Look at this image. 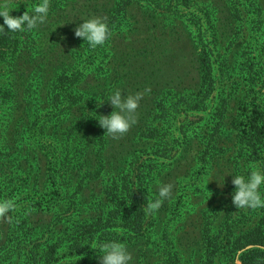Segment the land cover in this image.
<instances>
[{
    "label": "trees",
    "instance_id": "1",
    "mask_svg": "<svg viewBox=\"0 0 264 264\" xmlns=\"http://www.w3.org/2000/svg\"><path fill=\"white\" fill-rule=\"evenodd\" d=\"M27 1L7 0L10 8L23 6L21 12L12 10L11 14L26 11ZM149 1L146 10L158 6L157 0ZM257 1L249 4L254 10L242 6L245 14L255 13L260 20L263 8ZM135 3L49 0L47 23L24 32L0 31V105L8 106L6 120L0 125L4 127L0 133V195L53 211L45 227L30 221L32 208L22 215L11 214L16 226L0 243V264H54L63 259L73 264H100L98 250L92 247L107 240L122 242L132 254L133 264H264V207L237 208L231 196L235 187L232 175L225 177L220 191L226 194L223 200L211 201L213 204L198 211L189 202L190 208L184 211L188 214L182 219L187 224L191 215L195 217L196 223L188 225H196L192 231L182 228L184 231L176 233L171 227L178 218L173 212L177 190L154 212L145 207L146 198L157 197L159 185L169 177L162 174L174 164L163 161L162 168L157 165L160 159L155 155L165 144L159 136L167 123L164 119L156 124L159 116H166L165 106H160L163 102L157 103L159 98L177 97L178 102L201 109L220 76L235 73L254 84L264 73V65L257 70L252 63L249 70L236 71V62L230 64L222 41L217 38L205 43L198 36L194 86L180 92L175 89L180 84L164 87L153 98L148 114L139 120L138 107L133 114L136 122L113 138L95 117L114 110L105 99L126 83L128 73L122 66L133 57L157 54L156 47L141 48L131 39L122 42L140 26L128 21L133 18ZM213 8L205 14L211 35L215 37L220 30L232 33ZM237 13L240 10L231 17ZM91 16L105 18L109 27L105 43L96 47L74 32L82 18ZM229 89L222 88L213 98L212 126L208 123L210 132L204 138L208 140L195 143L201 148L192 167L196 163L198 170L191 167L187 172L196 173L198 180L202 179L201 169L206 170L203 176H215L223 165L234 174L247 175L252 170L249 164L264 170V99L247 102L246 96L236 95L240 111L232 123L236 139L223 144L225 140L216 137L227 125L226 112L233 97ZM219 150L228 152L221 160L216 159ZM188 174L185 176L193 178ZM21 175L17 185L13 184ZM214 190L219 188L209 191ZM51 191L58 197L48 200ZM45 201L50 203L47 208L43 207ZM67 214L74 219L71 224L63 219Z\"/></svg>",
    "mask_w": 264,
    "mask_h": 264
},
{
    "label": "rangeland",
    "instance_id": "2",
    "mask_svg": "<svg viewBox=\"0 0 264 264\" xmlns=\"http://www.w3.org/2000/svg\"><path fill=\"white\" fill-rule=\"evenodd\" d=\"M39 1L41 0H28L27 4L30 8ZM254 1L256 0H157L158 6L148 11L145 9V4L150 3L149 0H135V7L132 10L133 18L128 21L134 23V27L139 26V22L140 26L138 29H133L129 33L130 36L125 35L128 39H123L122 42L127 44L131 39L140 43V45H137L138 47H156L157 52L153 55L146 53L147 55L142 56V58L133 57L132 61L129 62L132 65L130 68L128 67L129 63L122 66V70L128 73L124 77L126 83L122 86L125 89L123 95H126V92L135 93L136 88L144 93L138 106L139 120L143 118V114H148L146 111L149 110L153 98L157 92L165 89L164 87H176L180 84V87L175 88L180 92L185 88L190 89L194 86L198 79L196 69L198 66L196 61L198 54L196 40L198 36L204 38L205 43L213 42L217 38L222 41L225 44L226 56H229L230 64L233 65V61L236 62V71L249 70L252 63H254L257 70L258 65H264L262 57L264 55V0L257 1L261 3L263 8L260 20L254 12V16L250 13L245 14L247 11L242 6L245 4L246 8L250 10L249 4ZM15 3L17 4V1ZM213 6L216 8H213ZM13 7L17 8L13 9L15 14L23 10L22 5ZM212 8L217 11L216 17L221 18V21H225L230 26L229 28L233 29L232 33H223L220 30L215 37L211 35L205 14L207 16L206 12ZM235 10L236 12L240 10L241 14L237 13V16L232 18V12H235ZM251 10H254V8ZM232 19L234 20L232 21ZM236 25L237 27H235ZM199 31H202L200 35ZM260 76V79L255 80L254 84L249 83L248 80L244 79V76L239 78V75L235 73L226 75L224 78L220 76V82L217 81L215 91L205 100L206 105L201 109L187 106L184 102L180 103L177 97L165 96V99L159 98L157 103L163 102L160 106H165L166 116H159L156 124L157 122H164V119L167 123L164 127L166 130L159 136L162 137L163 142L165 141V144H162L163 149H165H162L158 156H155L160 159V162L157 163L159 168L163 167L164 163H161L163 161L168 165H170L169 162H174L173 166H169L167 171L162 174V176L169 174L164 184L171 183L173 185L172 190H177L176 206L173 208V212L178 218L171 224L174 232H182L184 229L192 231L195 228L196 225L188 227L190 223H196V221H193L194 216L191 215V222L187 224L182 219L188 214L184 211L188 210L190 205L194 206L195 211H198L205 208L209 203L213 204L211 201L217 202L226 198L224 191L220 193L224 186L221 187L216 180H211L214 176H211V174L203 176L206 170L201 169L199 173L201 180L197 179L198 176L193 171H191L192 174L187 172L196 161L201 148L195 143L199 141L202 145L203 142L208 140L204 138L210 132L208 131V123L212 126L210 118L215 108L213 98L222 88H231L229 91L233 92L231 94L233 95L232 101H229L230 105L226 112L227 125L221 131H218L219 135L216 136L225 140L223 144H230L228 142L231 139H236L237 133L232 123L240 112L237 109L238 102H235L236 97L238 95L241 98L246 96L245 101L247 102L252 101L254 98L264 99V73H261ZM7 109L8 106L0 105V125L6 120ZM3 130L4 127L0 126V133ZM213 133L215 132L212 131L211 135ZM168 141H171V143L169 144ZM216 153L218 154L217 160L223 159L228 154L223 150L216 151ZM199 163L198 165H200ZM223 163L222 161V165ZM196 165L195 163L192 168L198 170V167H195ZM255 166L256 164L248 165L252 170L256 168ZM216 171H218L216 175H219L226 172L227 168L224 165L218 166ZM185 174L193 175V178H189ZM21 177L22 175L18 176L15 179L16 183L13 184L17 185ZM215 187L219 188L218 192L217 190L209 191ZM260 191L264 193V185L260 186ZM52 192L54 191H51V194L47 197L48 200L58 197L57 194ZM0 200L5 199L0 195ZM10 202L12 207L7 212L0 213V243L7 235L8 230L12 233L13 228L16 226V222L12 218L14 214L20 212L19 214L22 215V212L32 208L34 210L30 214L32 223L45 227L51 221L53 211L51 212L49 209H38L39 205L30 206L28 203L33 202L28 200L10 199ZM49 204L45 201L43 207L47 208ZM207 215L209 220L212 221V214L208 213ZM158 216L163 218L162 214ZM63 219L67 224H71L74 220L69 214ZM54 264H73V261L63 259ZM130 264L133 263L130 262Z\"/></svg>",
    "mask_w": 264,
    "mask_h": 264
},
{
    "label": "clouds",
    "instance_id": "3",
    "mask_svg": "<svg viewBox=\"0 0 264 264\" xmlns=\"http://www.w3.org/2000/svg\"><path fill=\"white\" fill-rule=\"evenodd\" d=\"M26 6V11L21 15L14 16L11 12L17 8H10L7 0H0V17L3 18V23L0 24V31H5V28H7L8 32H24L36 29L40 25L47 23L49 0H41V2L32 5L31 11H29L27 3ZM80 21L82 22L78 23L74 29L75 36L87 41L90 47L105 43L109 35V27L105 18L91 16L82 18ZM123 92L125 91L121 89L112 91L105 100L113 106L114 110L107 115H98L96 113L97 116L95 117L99 125L106 130L105 133L113 136V138H118L119 135L126 133L136 122L133 114L136 112L144 95L140 91L135 93L126 92V95H122ZM228 175H232V183L235 187L231 196L237 208L255 209L264 207V193L260 191V186L264 185V170L256 167L249 171L247 175L226 171L215 175L211 180H216L223 187L225 177ZM172 189L173 185L171 183L160 184L157 197L155 199L146 198V210L148 212L157 210L162 202L172 195ZM11 207L12 203L10 201L0 200V213L7 212ZM92 248L98 250L96 258L100 261V264H130L133 259L127 247L116 240L103 241Z\"/></svg>",
    "mask_w": 264,
    "mask_h": 264
}]
</instances>
